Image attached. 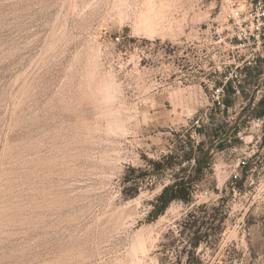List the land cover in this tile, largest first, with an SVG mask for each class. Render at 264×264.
<instances>
[{"label": "rangeland", "instance_id": "1", "mask_svg": "<svg viewBox=\"0 0 264 264\" xmlns=\"http://www.w3.org/2000/svg\"><path fill=\"white\" fill-rule=\"evenodd\" d=\"M161 2L0 0V264H264V126L199 155L192 196L150 216L210 145L200 81L219 62L196 27L220 3L158 27Z\"/></svg>", "mask_w": 264, "mask_h": 264}, {"label": "built area", "instance_id": "2", "mask_svg": "<svg viewBox=\"0 0 264 264\" xmlns=\"http://www.w3.org/2000/svg\"><path fill=\"white\" fill-rule=\"evenodd\" d=\"M187 1L181 0L177 6H172L170 0H162V14L157 17L156 25L173 26V15L180 13L183 18L187 13ZM215 1L220 3L219 18L210 26L198 24L196 28L199 42L209 47L205 56L210 61L219 57V62L213 61L203 71L200 85L210 94L207 96L211 108L210 125L226 124L227 128L233 124L231 128L241 126L237 138L242 144L245 139L244 125L251 122L264 126V115L256 114V110L264 108V0ZM182 25L189 29L187 20ZM126 27L114 36L115 40L120 41L122 35L126 36V31H131H128L129 25ZM211 49L214 50L212 54ZM200 135L207 137L205 132ZM228 139H234L232 131L228 137L217 142L216 146L225 142V148L215 147L211 152L227 150ZM247 166L248 162L244 161L242 169ZM239 179V174L233 175L235 184Z\"/></svg>", "mask_w": 264, "mask_h": 264}, {"label": "trees", "instance_id": "3", "mask_svg": "<svg viewBox=\"0 0 264 264\" xmlns=\"http://www.w3.org/2000/svg\"><path fill=\"white\" fill-rule=\"evenodd\" d=\"M256 114L258 116H263L264 108H259L258 110H256ZM241 129L242 128L239 125H236L233 128H227L226 124H219L217 126H206L203 130H200L199 133L202 132L206 133L207 138L210 141V145L208 147H205L201 143L197 145L195 144L185 155L187 161L195 160L196 162L194 177L180 179L179 181H176L171 185H166L162 189L160 194L156 197V201L154 202V207L150 212V216L152 218L157 219L159 218L160 215L165 213V211L173 201L179 198L183 200H187L189 195L192 196L193 191L191 190L190 192L189 190L193 189L195 183L197 182L196 181L197 178L203 174V168L200 166L202 159H199V155H203V157L205 156L207 157L209 153L212 151V149H214L215 147L225 148V142H221L220 144H218V146H216L217 142L222 140L224 137H228L231 131L233 138L236 140V144L241 143L240 139L237 138L238 132ZM170 158L171 157L169 156L167 157V162L170 161ZM153 165L156 167V169H161L166 164L165 162L163 163L161 161H157V162H153ZM238 188H239L238 185L233 186V190H236ZM199 244H200V238H197L194 242V246L197 247Z\"/></svg>", "mask_w": 264, "mask_h": 264}, {"label": "clouds", "instance_id": "4", "mask_svg": "<svg viewBox=\"0 0 264 264\" xmlns=\"http://www.w3.org/2000/svg\"><path fill=\"white\" fill-rule=\"evenodd\" d=\"M107 91H108V95L106 96V100L109 102L115 100V95L112 94L111 89H108Z\"/></svg>", "mask_w": 264, "mask_h": 264}]
</instances>
